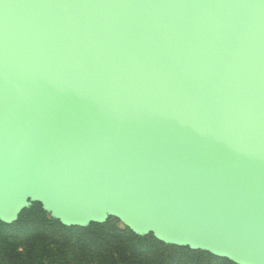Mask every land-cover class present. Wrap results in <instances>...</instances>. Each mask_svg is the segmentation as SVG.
Segmentation results:
<instances>
[{
  "label": "water",
  "instance_id": "obj_1",
  "mask_svg": "<svg viewBox=\"0 0 264 264\" xmlns=\"http://www.w3.org/2000/svg\"><path fill=\"white\" fill-rule=\"evenodd\" d=\"M27 196L264 264V0H0V219Z\"/></svg>",
  "mask_w": 264,
  "mask_h": 264
},
{
  "label": "trees",
  "instance_id": "obj_2",
  "mask_svg": "<svg viewBox=\"0 0 264 264\" xmlns=\"http://www.w3.org/2000/svg\"><path fill=\"white\" fill-rule=\"evenodd\" d=\"M0 264H241L224 256L138 233L119 219L70 224L39 201L13 222L0 219Z\"/></svg>",
  "mask_w": 264,
  "mask_h": 264
},
{
  "label": "rangeland",
  "instance_id": "obj_3",
  "mask_svg": "<svg viewBox=\"0 0 264 264\" xmlns=\"http://www.w3.org/2000/svg\"><path fill=\"white\" fill-rule=\"evenodd\" d=\"M34 201H39L41 202L46 210L49 212L50 216L52 217H57V218H60L62 219L63 221L65 222H69L70 219L68 218V216L64 213L63 211V208L62 206H58V205H53L51 204V202H49L48 200L46 199H40L38 197H33V196H27L25 198H23L19 204L17 205V213H16V217L18 218L19 214L21 213V211L28 207L32 202ZM109 217H113L111 216L110 214L106 213L105 215L103 216H98V217H94V218H87V217H82L81 219H79V221H76L75 223L79 224V225H84L90 221H103V220H106L108 219ZM121 225H127L126 222L122 221L121 219H119ZM135 230H137L138 232H149L148 230H145V229H142V228H138V227H133ZM152 233L167 241V242H175V243H179V244H186V245H189L193 248H199V249H208V250H211L212 249L210 248L209 245H206V244H201V243H186L184 242L182 239L178 238V237H175V236H172V235H166V234H163L161 232H154L152 231ZM230 258V257H229ZM230 259H233V260H236L238 262H242L243 263V260L239 257H231Z\"/></svg>",
  "mask_w": 264,
  "mask_h": 264
}]
</instances>
